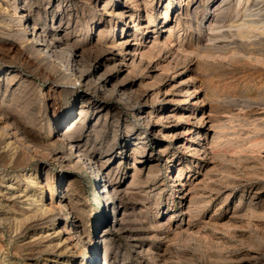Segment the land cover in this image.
<instances>
[{"label":"rangeland","instance_id":"374dc122","mask_svg":"<svg viewBox=\"0 0 264 264\" xmlns=\"http://www.w3.org/2000/svg\"><path fill=\"white\" fill-rule=\"evenodd\" d=\"M0 8V219L11 220L0 226V264H63V245L52 250L74 235L72 222L81 236L70 264H88L90 244L95 264L105 263V244L109 264H264V33L244 41L235 28L264 23V0H0ZM22 10L51 35L58 26L60 59L81 64L90 91L32 40L16 20ZM124 38L148 52V70L115 47ZM154 41L161 47L147 51ZM4 126L32 145H19V166ZM106 182L119 191L109 201ZM61 198L65 208L39 217Z\"/></svg>","mask_w":264,"mask_h":264},{"label":"bare ground","instance_id":"6f19581e","mask_svg":"<svg viewBox=\"0 0 264 264\" xmlns=\"http://www.w3.org/2000/svg\"><path fill=\"white\" fill-rule=\"evenodd\" d=\"M62 0H60V2H61ZM240 1V0H239ZM242 2V1H241ZM22 3L23 4H26L27 3V0H22ZM187 5V4H186ZM23 7V6H22ZM18 4L17 5H15V11H17L18 9ZM116 8H117V11L119 10V8H120V11L118 12L121 16H125V15H127V13H130V15L132 16V17H134V14H133V12H131V11H128L127 10V8H125L123 5H120V4H118L117 6H116ZM115 9V8H114ZM0 10H1V8H0ZM247 11V10H246ZM47 12H49L50 14H51V18H52V21L51 22H53V20L54 19H56V15H55V12L54 11H49L48 9H46V13ZM8 14V13H7ZM17 14V13H16ZM31 11H25V10H22V11H20V16L21 17H19V18H17L16 20L17 21H19V22H22V21H25V25L27 26V27H30V37L32 38V40L34 41V42H36V44H39L38 46H40V48H41V50L44 52V53H46V54H48L51 58H54V60L55 59H60V56H61V53H63V51L62 52H60L59 51V48L56 46L57 45V43L58 42H60L59 41V39H58V37H59V35H58V26L56 27L55 26V24H52V26H53V30H54V34L53 35H51L50 33H48L47 32V30L44 28V27H39V22H37V21H35V20H33L32 18H31ZM186 15H190V13H189V8L187 7L186 8ZM244 16V15H243ZM168 17H169V12L168 11H166V14H165V20L167 21L168 20ZM147 19H148V21H149V23L150 22H152V15L149 13V11H147ZM14 20V19H13ZM235 23H237V22H235ZM236 25V26H235ZM234 26H235V28H236V31H237V36L239 37V38H241V39H243L244 41L245 40H247V41H249V40H251L252 38H255L256 37V35L257 34H261V33H264V23H261V24H258V23H255L254 21H249V19H248V21L247 20H244L243 22H241V23H238V24H235ZM24 26V25H23ZM135 27L136 28H138V29H142V26H141V24H139V25H135ZM233 29V28H232ZM51 32V31H50ZM123 33H124V30H123ZM172 34V33H171ZM262 35V34H261ZM104 39V38H103ZM101 40V39H100ZM256 41V40H255ZM66 42V41H65ZM100 42V41H99ZM251 42V41H250ZM263 42V41H262ZM98 43V42H97ZM256 43V42H255ZM258 43V42H257ZM254 44V43H253ZM65 45H66V43H65ZM64 45V46H65ZM68 45V44H67ZM66 45V46H67ZM249 45V44H248ZM252 45V44H251ZM250 45V46H251ZM164 46V45H163ZM113 47V46H112ZM115 47H118L119 48V50H120V52L121 53H123V54H127V56L129 57V56H131V67H133V68H144V70L146 71V70H148L149 69V65H147V66H145V64H144V58H146V55H147V53H139L138 54V51L139 50H133V49H131V45L129 44V40H126V38H124V39H122L121 41H118V42H115ZM158 47H161V44H160V46H159V43L158 42H156V41H154L153 43H152V45H150V49H148L147 51H152V50H154V49H157ZM168 47V46H167ZM68 48V47H67ZM163 48V47H162ZM161 48V49H162ZM74 49V48H73ZM115 49H117V48H115ZM159 50V49H158ZM157 51V50H156ZM119 52V53H120ZM159 52V51H158ZM133 53V54H132ZM70 54L72 55L73 54V52H70ZM78 54V53H77ZM76 54V55H77ZM137 54L139 55V56H137ZM64 56V55H63ZM201 56V55H200ZM233 56V55H232ZM75 57V56H74ZM139 57H140V59H139ZM67 58V57H66ZM259 58V57H258ZM252 59H255V57L254 58H252ZM57 60V61H58ZM60 60H62V63H63V65H64V67H66V69H70V70H72V72L75 74V76H76V79L78 80V81H80V83L81 84H83L84 85V87H85V89L87 90V91H90V79H89V77L90 76H88L86 73H84V69H82V67H81V64H74L73 65V58H72V60H70V59H63L62 57H61V59ZM256 60H258L257 58L254 60V61H256ZM260 61H262V59L260 60ZM263 62H264V60H263ZM79 63V62H78ZM84 70V71H83ZM154 78H157V77H154ZM102 80V78H98L97 79V82H95V85H98V84H101V83H99L100 81ZM155 80V79H154ZM157 81H159L158 79H156ZM157 83V82H156ZM93 85V84H92ZM100 86V85H99ZM104 87V86H103ZM103 87H100V88H103ZM115 91V90H114ZM160 93V92H159ZM193 95V92H191V90L190 89H187V91H186V98H187V100L185 101L186 103L188 102V99H190V97ZM134 102V101H133ZM136 102V101H135ZM134 102V103H135ZM139 102L141 103L142 102V100H139V101H137L136 103H135V105H138L139 104ZM134 105V106H135ZM62 116V115H61ZM60 116V117H61ZM151 116H152V114H150V115H148V117H147V119H148V121H147V124L148 125H151V123L153 122L152 121V119H151ZM168 120H169V118H167ZM61 123V122H60ZM64 123V122H63ZM154 123V122H153ZM212 123V122H211ZM205 123H204V119H200L199 120V125H204ZM7 125V124H6ZM153 126V125H152ZM215 126H211L210 127V129H208L209 131H212L213 129H216V128H214ZM2 130L6 133L5 135H7L6 137H10V143H9V148L10 149H12V147H14L13 148V150H15V153L14 154H16L17 155V157H16V162L18 163V166H19V164H20V162L22 161V160H24L25 159V156L24 155H20V154H18V149L20 148V146L19 145H21V136H18L17 135V133H14V132H11L10 131V129L8 128V127H6V126H4L3 128H2ZM209 131H207L206 130V137H208V132ZM67 132V131H66ZM2 134V133H1ZM62 137H63V139L64 138H67L68 140L69 139H72V137H71V135L69 134V133H66L65 135H62ZM197 137L198 138H200L201 137V135L200 134H198L197 135ZM66 139V140H67ZM219 139H221V137H219L216 133H214V136H213V141H212V145H214V143L217 145L218 144V142H219ZM67 140V141H68ZM23 141V140H22ZM70 142V141H69ZM81 143V142H80ZM23 144V143H22ZM27 146L25 147L24 145H21V147L23 146L26 150H30L31 151V147H32V145L31 146H29L28 144H26ZM72 148H74L75 149V152L77 153V158L78 159H87L88 158V156H87V153L85 152V151H83L82 150V148H81V146H80V144L78 143V142H75V141H71L70 142V144H69ZM18 146V147H17ZM207 146V145H206ZM8 148V147H7ZM20 149H22V148H20ZM19 149V150H20ZM206 147H205V145L204 146H202V148L200 149L199 148V145L198 146H196L195 148H193V151L195 152V153H199V152H201V151H205V153H206ZM25 151V150H24ZM25 153V152H24ZM23 153V154H24ZM27 154V153H26ZM18 158H19V160H18ZM91 159V158H90ZM90 159H88V160H90ZM87 160V161H88ZM90 162H92V161H90ZM89 163V162H88ZM92 164H93V162H92ZM89 166H90V164H89ZM93 166H95V165H93ZM93 166H92V168H93ZM100 168V167H99ZM98 168H96V170H97ZM100 171L101 170H97V171H94L95 173H98V175H99V173H100ZM98 175H96V177H97V179L99 180V182H105L104 180H103V178L101 177V176H98ZM103 175V174H102ZM30 180V179H29ZM49 181V180H48ZM31 183H32V181H31ZM48 186H50L49 185V183H48ZM182 186H184V185H182ZM103 187H105V190H104V197L106 198V201H109L110 200V198L111 197H113L114 195H116V196H118V190H116L115 188H113V186H111V185H107V182L103 185ZM42 188V187H41ZM43 199H44V193H43V191H42V197H41V200H36V202H37V204H38V207L37 208H39L40 206H42L41 205V202L43 201ZM63 202H64V200H63V198H61V199H59L58 200V202L57 203H53V201H52V203H51V205H49V206H46V207H44V208H42L41 207V209H40V211H38V212H40L39 213V217L41 216L42 218L43 217H47L48 219L49 218H51V217H49V216H51V215H53V214H55V212L57 211V210H62L63 208H65V206L63 205ZM35 215V214H34ZM4 217V216H3ZM36 217L35 216H28L27 217V223H29V221L30 222H32L33 221V219H35ZM9 221H11L10 219H0V226L2 225H7L8 223H9ZM35 223V222H34ZM77 223H75V222H72L71 224H70V229L71 230H75V232L74 233H72V234H74V235H71L70 233H66L67 232V227L66 226H64V229H65V233L66 234H68V238H66L63 242L62 241H59L58 242V244H57V246H55L54 248H53V250H52V252H54V250L55 249H57L59 246H61V245H63L62 247H61V249H59L57 252L59 253H57L58 254V256H57V258H67L66 259V261H64L63 262V264H70L71 262H73L74 260H75V256H74V254H70L71 256L69 257L68 255H69V250H70V248L69 247H71V244L74 242V237H78V238H76V240L78 239V240H80L79 238H80V234H77L79 231H78V227H77V225H76ZM10 225V224H9ZM8 225V226H9ZM29 226V225H28ZM34 226V225H33ZM69 229V230H70ZM70 230V231H71ZM55 234H57L56 236H57V238H59L62 234H64L63 233V231L62 230H58V231H56L55 232ZM41 239H43V238H41ZM40 239V240H41ZM46 239H47V237H46ZM45 239V240H46ZM39 240V239H38ZM32 243V242H31ZM76 243V242H75ZM95 246V245H94ZM49 247V246H48ZM75 248H76V246H74ZM0 248H3V246H2V241L0 240ZM49 248H51L52 249V247H49ZM72 248V247H71ZM74 248V249H75ZM89 248V254H88V256H87V260H88V264H95L96 262H97V254H96V248L94 247L93 249H92V246H91V244H90V246L88 247ZM91 248V249H90ZM105 249H106V252L104 253V261H105V263L104 264H109L108 263V255H107V244H105ZM16 252V251H15ZM10 253V252H9ZM52 254V253H51ZM54 254V253H53ZM8 256V255H7ZM79 256L82 258L83 257V255H82V253L80 252V254H79ZM9 259V258H8ZM72 259V260H71ZM7 259H4V261H6ZM59 260V259H58ZM71 260V261H70ZM8 261V260H7ZM6 261V262H7ZM80 264H85V260L84 259H82L81 261H80Z\"/></svg>","mask_w":264,"mask_h":264}]
</instances>
